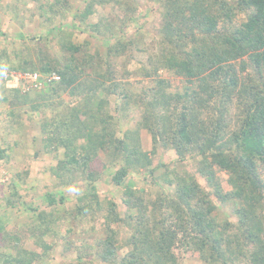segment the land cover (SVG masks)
<instances>
[{"label":"trees","instance_id":"obj_1","mask_svg":"<svg viewBox=\"0 0 264 264\" xmlns=\"http://www.w3.org/2000/svg\"><path fill=\"white\" fill-rule=\"evenodd\" d=\"M13 1L50 26L0 29V264H264V0Z\"/></svg>","mask_w":264,"mask_h":264},{"label":"rangeland","instance_id":"obj_2","mask_svg":"<svg viewBox=\"0 0 264 264\" xmlns=\"http://www.w3.org/2000/svg\"><path fill=\"white\" fill-rule=\"evenodd\" d=\"M14 3L12 5H9V6H13L15 4V6H17L19 3L17 0L13 1ZM39 0H36L34 1V3L36 4L37 8L39 7ZM230 2H233L232 0H230ZM22 8H24V6L22 5ZM35 10V9H34ZM32 11V14L31 15H27L26 13L22 12L21 13H14V12H11V11H16V9H8V13L7 14H3L1 13L0 14V29L1 31L3 32V36L4 38L2 39V41H6L7 38H13L15 39L16 41L19 40V36L20 34L23 35L24 37H26L27 39L26 40H29V39H32V38H39L44 40V38L47 37L48 35V31H49V28L48 26H50L48 24V22L45 20V17L46 14H44V16L40 15L39 12L37 10L35 11ZM47 11V9H45ZM44 10V12H45ZM3 14V15H2ZM113 15H118V17H116L117 19H120L122 18V15L120 12H117V11H114L113 10V7L107 5V6H98L97 8H95V11H94V14L93 16L90 17L89 21L91 23H97L102 17H112ZM155 19V16H153ZM116 19V20H117ZM152 19V20H153ZM151 20V21H152ZM58 22V19H55L54 20V24H56ZM117 23H119L117 21ZM53 27V26H52ZM77 30V29H75ZM50 37V36H49ZM79 39H81V41L83 40H91L92 41V52H95L96 50H98V45L96 44V41L93 40V37L90 36L89 34H86V33H81L80 32V35H79ZM42 40V41H43ZM40 43V45L42 46V48L45 49V45L44 43ZM28 42V41H26ZM51 45H55L53 43H50ZM50 45V47H51ZM54 53L57 52L58 50V46H54ZM46 50V49H45ZM48 52H50L49 50H47ZM131 68H134L136 66H133L131 65L130 66ZM6 85H9L10 87H7V89L9 90H12V89H16L15 91H19V86H23V87H26V84H23V83H20V82H16V86L12 88V86H14L15 84H13L12 82H8ZM146 85V84H145ZM135 87L137 89H141L143 87L142 84H135ZM183 89V83H181V81L179 80H174V84H173V88L170 89L169 91L172 93V92H176V91H180ZM21 91V90H20ZM1 93H3V91H1ZM35 94L38 93V92H34ZM65 100L69 101L70 100V97L68 96H65L64 97ZM8 108V107H7ZM2 109H0L1 111ZM8 110H11V108ZM41 113V112H40ZM40 115V114H39ZM133 119L134 120H138V115L135 114L133 116ZM123 124L126 125V122L125 121H122ZM37 133V130L32 127L29 132H27V135H29L27 137V148H28V151L32 154L34 152H39L40 153V158L43 159V165L46 166V169L47 168H50L52 167L53 165H56L57 164V161H52V159L50 158V156L44 154L43 152H40L39 150V146L37 144V136H39V133ZM2 137H7V131L4 129L0 130V138ZM142 137L145 141V144L148 143V140L150 139L148 135L145 136V132H142ZM30 138V139H29ZM32 142V144H30V142ZM34 141V142H33ZM12 155H14V152H11ZM170 159H174V153L172 151L170 152H167L165 153L164 155V160L165 161H168ZM36 166H34V170L36 171ZM10 173V172H9ZM2 174V173H1ZM5 174L7 175L6 177H9V174L5 171L4 172V176ZM12 174V173H11ZM139 175V174H138ZM138 175H135V179H139V176ZM264 176V174H263ZM49 179V174H45V178L42 180V182H44L45 180ZM105 175L100 179V183L98 184L99 185V188L102 190V191H108L107 189V185H106V182H105ZM37 183H41V180L37 179L36 181L32 182L31 184L32 185H36ZM225 189H227V186L224 185ZM41 195L43 196L44 195V192H41ZM115 195H119V193L115 192ZM224 215L221 214V216H219V218H223ZM80 234H74L72 236V239H78L80 238ZM93 236H99L98 234H90L89 237L90 239H95ZM58 253V252H56ZM186 264H195L193 261L191 260H185Z\"/></svg>","mask_w":264,"mask_h":264},{"label":"built area","instance_id":"obj_3","mask_svg":"<svg viewBox=\"0 0 264 264\" xmlns=\"http://www.w3.org/2000/svg\"><path fill=\"white\" fill-rule=\"evenodd\" d=\"M6 80L12 79L23 84H26V91L36 90L44 86V81L38 73L31 72H8L4 74ZM51 79H59L58 77H53Z\"/></svg>","mask_w":264,"mask_h":264},{"label":"clouds","instance_id":"obj_4","mask_svg":"<svg viewBox=\"0 0 264 264\" xmlns=\"http://www.w3.org/2000/svg\"><path fill=\"white\" fill-rule=\"evenodd\" d=\"M0 14H1V13H0ZM8 72H23V71H5V72L2 73V74H3V80L6 81V84H7L8 82H12L13 84H15L13 87H15L17 81H13L12 79H8V80H6V79L4 78V74H5V73H8ZM31 73H37V72H31ZM39 75H40V74H39ZM41 77H42V75H41ZM42 78H43V77H42ZM51 78H53V76H52ZM44 86H45V84H44ZM44 86H42L41 88H38V89H36V90H30V91H26V88H27V87L19 86L18 88H19V90H21L23 93H29V92H39V91H41V90L44 88Z\"/></svg>","mask_w":264,"mask_h":264},{"label":"crops","instance_id":"obj_5","mask_svg":"<svg viewBox=\"0 0 264 264\" xmlns=\"http://www.w3.org/2000/svg\"><path fill=\"white\" fill-rule=\"evenodd\" d=\"M6 87H10L9 85H6ZM12 88H13V86H12ZM6 90H7V88H6ZM9 91V90H8ZM1 139V138H0ZM12 144H13V142H12ZM6 170H2V173H4ZM12 175V174H11Z\"/></svg>","mask_w":264,"mask_h":264}]
</instances>
